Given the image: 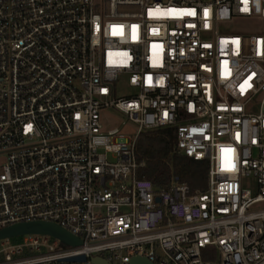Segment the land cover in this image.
I'll return each instance as SVG.
<instances>
[{
    "label": "built area",
    "instance_id": "obj_1",
    "mask_svg": "<svg viewBox=\"0 0 264 264\" xmlns=\"http://www.w3.org/2000/svg\"><path fill=\"white\" fill-rule=\"evenodd\" d=\"M236 20L264 0H0V231L81 241L3 238L0 264H264V31ZM168 128L203 191L139 176L138 136Z\"/></svg>",
    "mask_w": 264,
    "mask_h": 264
},
{
    "label": "trees",
    "instance_id": "obj_2",
    "mask_svg": "<svg viewBox=\"0 0 264 264\" xmlns=\"http://www.w3.org/2000/svg\"><path fill=\"white\" fill-rule=\"evenodd\" d=\"M175 130L159 129L141 133L136 142V156L145 160L146 166L139 176L164 186L173 174L186 181L192 191H203L206 187L207 164L193 161L174 151Z\"/></svg>",
    "mask_w": 264,
    "mask_h": 264
},
{
    "label": "water",
    "instance_id": "obj_3",
    "mask_svg": "<svg viewBox=\"0 0 264 264\" xmlns=\"http://www.w3.org/2000/svg\"><path fill=\"white\" fill-rule=\"evenodd\" d=\"M25 234H40L53 237L61 242L64 246L77 247L81 245V241L75 236L71 235L59 226L46 222H27L19 223L0 231V239L16 237ZM85 257L79 256L68 259L66 261H85ZM93 264H108L106 260L100 257H93L91 259ZM130 264H152L146 259L135 257L130 261Z\"/></svg>",
    "mask_w": 264,
    "mask_h": 264
},
{
    "label": "rangeland",
    "instance_id": "obj_4",
    "mask_svg": "<svg viewBox=\"0 0 264 264\" xmlns=\"http://www.w3.org/2000/svg\"><path fill=\"white\" fill-rule=\"evenodd\" d=\"M230 27L237 33H255L258 31H264V23L254 20H236L233 21L232 24H230ZM131 92V89L126 85L125 82H119L116 85V93L119 95V97H123L124 95ZM100 116L101 122L106 127V129L118 127L124 120L122 114L112 109L101 111ZM131 131H133V127L131 125H127L125 128V132L130 133ZM243 186L250 191H253V189L255 188V182L251 178H246L243 180ZM261 207H264V204H262Z\"/></svg>",
    "mask_w": 264,
    "mask_h": 264
},
{
    "label": "snow or ice",
    "instance_id": "obj_5",
    "mask_svg": "<svg viewBox=\"0 0 264 264\" xmlns=\"http://www.w3.org/2000/svg\"><path fill=\"white\" fill-rule=\"evenodd\" d=\"M189 14H191V13H189ZM205 15H207V13H205Z\"/></svg>",
    "mask_w": 264,
    "mask_h": 264
}]
</instances>
